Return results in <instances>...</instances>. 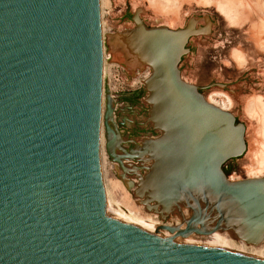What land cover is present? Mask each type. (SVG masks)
Wrapping results in <instances>:
<instances>
[{
	"label": "water",
	"instance_id": "water-1",
	"mask_svg": "<svg viewBox=\"0 0 264 264\" xmlns=\"http://www.w3.org/2000/svg\"><path fill=\"white\" fill-rule=\"evenodd\" d=\"M135 22L114 39L150 69L143 123L155 135L126 149L119 96L104 87L100 0H0V264H264L107 214L103 137L148 211L163 221L189 211L161 229L264 242V177L233 181L223 170L245 152V125L179 70L201 29Z\"/></svg>",
	"mask_w": 264,
	"mask_h": 264
},
{
	"label": "rangeland",
	"instance_id": "rangeland-1",
	"mask_svg": "<svg viewBox=\"0 0 264 264\" xmlns=\"http://www.w3.org/2000/svg\"><path fill=\"white\" fill-rule=\"evenodd\" d=\"M163 3L162 0H102L105 52L110 62L122 67L120 77L124 85L117 84L118 90L114 91L120 101L118 117L123 119L120 127L123 146L126 149L134 147L142 137L155 133L150 124L143 123L148 106L143 101L145 92L138 83L147 68L129 64L124 51V55H120L117 50H121L122 45L119 39H114L115 35L135 29L136 17L147 27L168 26L172 29L185 28L195 21L201 32L189 39L179 70L183 80L197 86L209 103L225 107L245 125V152L227 161L223 170L230 180L246 179L253 169H259L258 160L251 157L255 153L251 146L256 148L258 141H264L257 133L263 127L260 118L251 116L248 111L253 101L264 105V0H173L170 7ZM103 161L108 185L119 180L138 208L160 219L157 213L148 211L142 198L135 194L139 180L130 174H125L124 178L122 170L106 151ZM130 180L137 185L131 188ZM112 187L110 184L109 188ZM119 199L123 200L122 197ZM175 214L171 213L165 221L160 220L169 224ZM253 251L249 249V252Z\"/></svg>",
	"mask_w": 264,
	"mask_h": 264
},
{
	"label": "bare ground",
	"instance_id": "bare-ground-1",
	"mask_svg": "<svg viewBox=\"0 0 264 264\" xmlns=\"http://www.w3.org/2000/svg\"><path fill=\"white\" fill-rule=\"evenodd\" d=\"M162 1L166 4V7H170L174 4L173 0H162ZM100 4H101L102 33H103V40H104L102 0H100ZM119 42L121 43V41ZM104 51H105V45H104ZM117 51L120 53V55L122 54L124 55V53L126 54L124 56H125V59H127V62H129V64H131L132 66L137 65L134 61V58H130V56L127 54L126 48L121 46V50H117ZM104 73L106 74L105 65H104ZM253 100L256 101V99H253ZM253 100H251V102ZM253 102L249 106L248 111L250 112L251 116L253 117L258 116V118H260L261 123L263 124V127L257 133H259L260 134L259 136H262L264 139V123H263L264 122V105L253 103ZM221 108L227 110L225 107H221ZM104 141L105 140L103 137L102 139V146H103L102 147V170H103L105 190H106L105 209L108 215L110 216L112 215L114 217H117L125 221H128L130 223H133L134 225H136L137 227H139L140 229H142L143 231L149 234H152V235L157 234L161 239L180 241L184 243H193V244L210 246V247H218V248H223V249H227L230 251H235L237 253L249 255L252 257L264 259V243L260 246L247 245L241 240L235 239L234 236L230 232L219 230V231L211 232L208 234L193 233L188 237L179 238L175 236L172 232L161 229V226L164 225V222H162L156 215L152 213H146L145 211H143V209L138 208L136 202L132 199V195L130 194V192H128L125 186L122 185L123 183L121 184L119 180L117 181L114 180L111 183L109 182L113 186L112 189L109 188L110 184L108 185V181L104 173V161H103L105 159ZM257 143H258V147L255 148L253 145L251 146L253 147L252 148L253 151L255 150V153L253 152L251 157L254 156V158L258 160L257 164L259 167L258 166L257 167L259 169L258 171H256L257 169L254 170L252 168L253 171L251 173V176L249 175L251 179L257 178L259 176L258 174L264 175V141L263 143H259V141ZM142 173H144V171H142ZM121 197L123 199V200L121 199L122 201H120L119 199ZM189 215H190L189 211L185 207H183L180 213L176 212L175 219L171 220V222L167 225H174V226L179 225L181 223L180 221L182 220L185 221L189 217ZM249 249L252 251L253 250L255 251H253L252 253V252H249Z\"/></svg>",
	"mask_w": 264,
	"mask_h": 264
},
{
	"label": "built area",
	"instance_id": "built-area-1",
	"mask_svg": "<svg viewBox=\"0 0 264 264\" xmlns=\"http://www.w3.org/2000/svg\"><path fill=\"white\" fill-rule=\"evenodd\" d=\"M104 65L106 67V74L104 73V70H103L104 87L110 91L111 95L117 98L118 93L117 91H114V90H118L116 89L117 88L116 85L117 84L124 85L122 84L121 77H120L121 72H122V67L117 63L110 62V57L108 54H106V52H104ZM149 74H150V69L147 68V70L143 72V74L139 78L138 83L140 84L141 87L143 85V81L149 76Z\"/></svg>",
	"mask_w": 264,
	"mask_h": 264
},
{
	"label": "flooded vegetation",
	"instance_id": "flooded-vegetation-1",
	"mask_svg": "<svg viewBox=\"0 0 264 264\" xmlns=\"http://www.w3.org/2000/svg\"><path fill=\"white\" fill-rule=\"evenodd\" d=\"M120 121H121V122H123V119H122V120L120 119ZM121 126H123V124H122V125H120V127H121Z\"/></svg>",
	"mask_w": 264,
	"mask_h": 264
},
{
	"label": "crops",
	"instance_id": "crops-1",
	"mask_svg": "<svg viewBox=\"0 0 264 264\" xmlns=\"http://www.w3.org/2000/svg\"><path fill=\"white\" fill-rule=\"evenodd\" d=\"M136 95H138L139 94V91H138V93H135Z\"/></svg>",
	"mask_w": 264,
	"mask_h": 264
}]
</instances>
